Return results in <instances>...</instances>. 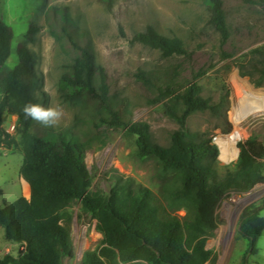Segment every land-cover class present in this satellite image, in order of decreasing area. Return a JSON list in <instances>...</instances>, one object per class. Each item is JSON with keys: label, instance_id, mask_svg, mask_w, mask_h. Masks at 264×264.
Here are the masks:
<instances>
[{"label": "trees", "instance_id": "trees-1", "mask_svg": "<svg viewBox=\"0 0 264 264\" xmlns=\"http://www.w3.org/2000/svg\"><path fill=\"white\" fill-rule=\"evenodd\" d=\"M201 1L209 13V25L226 45L230 27L223 0ZM247 1L264 5V0ZM105 2L110 5L112 0ZM59 19L73 60L71 73L62 79L66 95L72 101L88 102L92 128L119 130L135 137L136 156L156 162L161 193L157 195L120 174L112 176L108 191L91 190L93 176L86 163L85 139L73 130L44 128L25 115L26 105L39 103L31 70L33 56L24 46L16 64L7 66L14 33L0 18V151L15 143L4 128V119L16 116L24 152L20 175L30 189L29 198L0 206V228H5L6 239L24 246L25 251L21 256L0 257V264H65L66 259L73 258L68 209L76 201L97 221V230L103 235L101 246L86 252L82 264H207L212 259L207 241L218 230L219 206L232 193L245 194L264 184V161L240 143L234 170L219 174L214 167L218 147L187 124L196 112L220 115L221 106L201 96L198 84H180L175 69L140 71L136 75L154 94V103L166 101L162 109L178 125L171 133L170 146L156 143L150 125L135 122L128 104L111 94L106 71L97 63L86 32L71 29L63 14ZM34 31L31 27L26 36L29 40ZM134 41L159 49L167 57L189 55L180 39L167 38L151 26L138 32ZM252 54L264 57V47L252 50ZM253 67L263 81L264 60ZM231 130L226 119L224 132ZM180 211L185 216H180ZM263 212L264 198L241 215L238 231L248 242L242 264H249V257L258 252L257 243L264 231Z\"/></svg>", "mask_w": 264, "mask_h": 264}, {"label": "rangeland", "instance_id": "rangeland-1", "mask_svg": "<svg viewBox=\"0 0 264 264\" xmlns=\"http://www.w3.org/2000/svg\"><path fill=\"white\" fill-rule=\"evenodd\" d=\"M223 2L230 27L226 45H222L219 34L209 25V13L201 0H112L110 5L105 0H0V18L14 33L7 66L16 64L22 47L29 48L38 104L61 113L55 124L38 122L44 128L73 130L85 139L88 144L86 163L93 176L92 191H108L112 176L120 174L160 195L161 181L157 177L156 162L136 156L135 137L119 130L92 128L88 102L72 101L66 95L62 79L71 73L73 60L65 46L66 37L60 30V16L67 17L71 29L86 32L97 63L106 71L111 94L128 104L135 122L150 125L154 141L161 146H170L171 133L178 125L164 113L162 106L166 101L154 103V94L136 76L140 71L175 69L180 84H198L201 96L219 104L220 115L196 112L187 125L190 130L211 138L214 145L218 135L228 136L220 141L222 158L237 159L226 163L218 154L214 167L223 176L234 170L239 160L240 143L264 161V103L261 104L260 99L250 100L240 108L233 84L237 78L248 93L264 98V80L261 81L253 69L254 64L261 65L264 57L252 54V50L264 47V5L251 4L247 0ZM149 26L167 38L180 39L189 55L167 57L159 49L135 42V35ZM31 27L35 31L29 40L26 36ZM53 31L61 37L57 38ZM257 82L261 85L256 86ZM226 119L232 125L230 133L224 132ZM19 126L16 116L5 117L4 128L14 137L15 143L0 151L2 207L5 203L30 197L29 185L20 175L24 153ZM258 193L262 194L242 209L232 202L234 196ZM263 198L264 184H260L248 193H232L223 200L217 210L218 230L207 241V248L212 251V259L207 264H242L248 242L239 234L240 218L247 207L259 204ZM68 214L75 253L65 264H82L86 252L101 246L103 235L97 230V221L82 211L79 201L72 204ZM178 214L185 216L184 211ZM261 215L264 217V212ZM11 242L5 237V228L1 227L0 257L19 255V244L12 246ZM257 251L249 257V264H264V231Z\"/></svg>", "mask_w": 264, "mask_h": 264}, {"label": "bare ground", "instance_id": "bare-ground-1", "mask_svg": "<svg viewBox=\"0 0 264 264\" xmlns=\"http://www.w3.org/2000/svg\"><path fill=\"white\" fill-rule=\"evenodd\" d=\"M233 84L237 93V98H239L240 100V104H238V106L241 108L243 105H245V103L247 101L250 100H262L260 103H264V98L261 97H257L253 94H250L246 91L243 83L241 81H239L237 78H234L233 80ZM245 84V83H244ZM264 95V94H263ZM262 193H258L257 195H253V196H245V197H240V196H234L232 198V202H234L236 205H238L241 209L248 204L249 202L253 201L255 198H257L258 196H260ZM241 198V199H240ZM243 198V199H242Z\"/></svg>", "mask_w": 264, "mask_h": 264}, {"label": "clouds", "instance_id": "clouds-1", "mask_svg": "<svg viewBox=\"0 0 264 264\" xmlns=\"http://www.w3.org/2000/svg\"><path fill=\"white\" fill-rule=\"evenodd\" d=\"M26 116L45 125L55 124L61 113L55 109L45 108L39 104H28L24 108Z\"/></svg>", "mask_w": 264, "mask_h": 264}, {"label": "built area", "instance_id": "built-area-1", "mask_svg": "<svg viewBox=\"0 0 264 264\" xmlns=\"http://www.w3.org/2000/svg\"><path fill=\"white\" fill-rule=\"evenodd\" d=\"M228 136L227 135H218L216 138H215V143H216V146L218 147V150H219V154H220V157H221V160H223L224 162L226 163H231L233 161H235L236 159L234 160H225L222 158V146L220 144V141H222L223 139H226Z\"/></svg>", "mask_w": 264, "mask_h": 264}, {"label": "crops", "instance_id": "crops-1", "mask_svg": "<svg viewBox=\"0 0 264 264\" xmlns=\"http://www.w3.org/2000/svg\"><path fill=\"white\" fill-rule=\"evenodd\" d=\"M12 117L14 118L15 116H12ZM1 151H2V150H1ZM23 153H24V152H23ZM1 154H5V153H4V152H1ZM23 181H24V180H23ZM10 244H11L12 246H17V243H15V242H11ZM18 248L21 249L22 246L19 245Z\"/></svg>", "mask_w": 264, "mask_h": 264}, {"label": "water", "instance_id": "water-1", "mask_svg": "<svg viewBox=\"0 0 264 264\" xmlns=\"http://www.w3.org/2000/svg\"><path fill=\"white\" fill-rule=\"evenodd\" d=\"M24 252H25V251H24V246H22V248L19 250V254H20V256L23 255Z\"/></svg>", "mask_w": 264, "mask_h": 264}]
</instances>
